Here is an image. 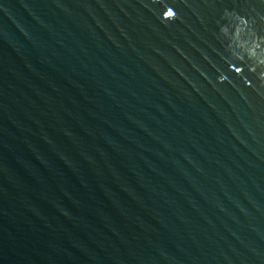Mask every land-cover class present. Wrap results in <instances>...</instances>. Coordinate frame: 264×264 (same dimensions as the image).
<instances>
[{
	"label": "water",
	"instance_id": "1",
	"mask_svg": "<svg viewBox=\"0 0 264 264\" xmlns=\"http://www.w3.org/2000/svg\"><path fill=\"white\" fill-rule=\"evenodd\" d=\"M0 264H264V0H0Z\"/></svg>",
	"mask_w": 264,
	"mask_h": 264
}]
</instances>
